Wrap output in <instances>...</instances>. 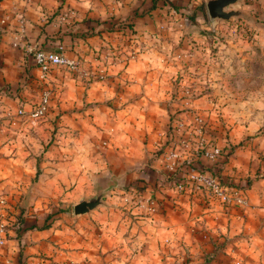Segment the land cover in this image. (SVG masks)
I'll list each match as a JSON object with an SVG mask.
<instances>
[{"label":"crops","instance_id":"0c3cea01","mask_svg":"<svg viewBox=\"0 0 264 264\" xmlns=\"http://www.w3.org/2000/svg\"><path fill=\"white\" fill-rule=\"evenodd\" d=\"M175 1L0 0V113L18 102L29 108L44 90H50L48 113L40 119L68 129L83 128V121L104 152L101 162L111 164H105L104 173L126 178L133 171L132 177L148 183L143 197L156 205L132 222L131 233L127 231L131 218L118 205H111L109 195L107 206L89 215L50 219V225L41 228L43 217L30 219L27 210L24 220L16 221L15 206L0 205V264H126L124 257L128 254L129 259L136 247V264H146L144 259L149 264L182 261L189 258V229L201 230L204 240L199 241L206 243L192 247L199 252L196 257L207 251L205 246L213 249L215 242L216 264H264V173L248 183L255 153L237 145L250 127L235 126L231 135L228 125L214 117L213 97L177 101L170 95L175 65L180 62L174 60L177 43L170 25L172 17L178 16L170 8ZM185 1L197 3L181 0L182 4ZM36 49L61 50L79 60L88 74L81 76L61 66L42 78L33 56ZM56 115L63 122H55ZM195 115L206 124L199 125ZM175 116L185 121L184 138L227 147L221 174L243 186L246 205L225 206L208 197L205 189L180 191L166 180V161L157 151L166 140L172 138L174 143L168 125ZM20 117L23 121L17 128L22 139L11 138L6 147L10 162L19 163L24 178L31 179L41 175L38 171L45 164H59L63 153H57L71 151L72 145L56 138L43 149L32 133V119ZM18 146L21 155L16 157L13 151ZM193 151V147L184 151L176 163L190 159ZM207 162L199 157V164ZM187 165L186 174L191 172ZM138 205H143V198Z\"/></svg>","mask_w":264,"mask_h":264},{"label":"rangeland","instance_id":"374dc122","mask_svg":"<svg viewBox=\"0 0 264 264\" xmlns=\"http://www.w3.org/2000/svg\"><path fill=\"white\" fill-rule=\"evenodd\" d=\"M185 3L182 4L181 0L170 3V8L177 11L176 15H178L172 17L170 25L174 28L173 39L176 38L174 42L177 43L174 47L177 52L174 60L180 61L179 65H175L170 95L177 101L183 98L196 100L204 95L208 98L213 97L217 111L214 117L224 127L228 125L226 130L231 135L235 133V130L232 131L235 126L245 124L250 127L248 130L250 133L243 135L237 144L239 148L249 149L255 153L249 162L252 173L249 183L253 179L260 178L262 176L260 174L264 173V0H242L231 8L242 10L246 17L216 21L209 20L204 0H197V3L185 1ZM200 3L204 5L205 16L198 8ZM194 12L197 16L192 21L189 16ZM186 43L189 47H185ZM180 50L186 52H178ZM80 70L87 69L80 63ZM50 100L51 94L49 102ZM29 108L18 102L15 107L7 106L2 112L4 114L0 113V200L4 201L0 202V205H14L19 212L13 215L16 221L22 222L27 210L31 212L30 219H37L38 215L43 217L40 219L41 228L50 225L47 223L50 219H70L73 217L72 205L78 199L89 197L116 180L108 178L104 173L108 168L105 164H111H107L106 161L102 163L104 152L101 146L94 142L88 129L84 128L83 121L81 122L83 128L68 129L63 124L60 126L47 124L50 119L45 118L31 120L34 122L32 133L40 139L42 148H47L57 138L65 145L70 143L71 151L63 149L62 152L57 153L60 156L63 153L62 158L57 161L60 163L45 164V168L38 171L41 175L36 173L31 179L24 178L23 174L26 172L20 168L21 165L10 162V152L6 143L11 138L22 137L20 134L22 131L18 130L17 125L23 121V117H20L22 115L18 113V109ZM176 112L178 110L174 113ZM199 118V115H195V120L198 121ZM176 119L175 116L168 125L173 134L175 130L172 123L179 120ZM54 120L58 123L63 122L60 115H56ZM182 121L185 123L184 120ZM201 122V126L206 124L203 120ZM228 136L229 134L226 133L223 138L226 140ZM225 140L222 142L225 143ZM13 152L19 157L20 146ZM178 152L185 154L184 150ZM227 152L229 151L225 153ZM147 164L148 161L144 166H148ZM137 169L143 171L144 168ZM132 174L133 171L121 180V185L111 189L108 194L109 199L107 196L104 198V200L108 199L111 205H118L123 209L124 214L131 218L130 226L127 228L129 233L132 222H135L138 216H146V213L151 212L156 206L143 197L145 189L141 187L144 179L140 176L132 177ZM37 183H40L41 187H38ZM141 197L143 205H138V200H142ZM119 202L123 205L117 204ZM98 209H101V206ZM194 230H188L189 258L184 257L182 261L167 259L166 263L168 261V264H200L203 261L204 254L196 257L199 252L192 251L193 246L196 247L202 239L204 240L200 235L201 230ZM201 244L206 245L205 242ZM137 249L138 247L129 259H127L128 254L124 257L126 264H136L133 256ZM205 249L209 252L212 248L209 245L205 246ZM163 260L161 261L165 262ZM141 261H147L146 264L151 262L148 259ZM161 261L157 264H162ZM215 262L213 259L211 264H216Z\"/></svg>","mask_w":264,"mask_h":264},{"label":"built area","instance_id":"2783aa9c","mask_svg":"<svg viewBox=\"0 0 264 264\" xmlns=\"http://www.w3.org/2000/svg\"><path fill=\"white\" fill-rule=\"evenodd\" d=\"M33 56L42 78H45L53 68L61 66L82 76L88 74L87 71L80 70L79 60L68 58L61 50L45 51L42 49H36L33 52ZM50 94V90H44L41 93L39 101L28 112H25L23 109H18V113L21 115H27V117L31 119H38L44 116L48 108ZM198 122L199 125H201L202 122L200 119H198ZM184 126L185 123L182 120H177L173 125V130H175L173 139L174 143H172V149H170L164 157L166 161V171L169 172L174 169L177 160H179L182 155L178 152L180 149L186 151L190 147L194 148L193 153H191V158H185L183 160L195 168L200 167V156H204L208 159V162L213 163L224 155L226 152V146H207L204 144L202 138L195 141L184 138ZM198 131L201 133L200 129ZM187 181L190 183L191 188L205 189L208 197L217 200L222 205L228 206L234 204L238 207L246 205V198L243 195L242 188L226 184L213 172L200 171L198 169L191 168V172L187 174ZM175 187L176 189L182 191L181 182H177ZM0 202L3 203L4 201L0 200Z\"/></svg>","mask_w":264,"mask_h":264},{"label":"water","instance_id":"95a60500","mask_svg":"<svg viewBox=\"0 0 264 264\" xmlns=\"http://www.w3.org/2000/svg\"><path fill=\"white\" fill-rule=\"evenodd\" d=\"M241 2L242 0H204L206 13L210 21L246 17V14L242 10L231 8ZM106 176L116 181L109 183L106 188L99 189V191L89 197H81L78 199V201L72 205V214L74 217L85 214L89 215L98 207L106 205L104 198L108 196L111 189L122 184L121 180L124 179L125 174L116 175L113 173Z\"/></svg>","mask_w":264,"mask_h":264},{"label":"trees","instance_id":"16d2710c","mask_svg":"<svg viewBox=\"0 0 264 264\" xmlns=\"http://www.w3.org/2000/svg\"><path fill=\"white\" fill-rule=\"evenodd\" d=\"M200 10L203 11V14L204 16L206 15L205 14V11H204V5L203 3H200L199 7H198ZM197 13L194 12L192 13V15L189 16L190 20H195L196 18V15ZM172 149V142H171V139L169 140H166L164 142V144L160 147L159 151H157V154L158 155H162L163 158L166 156L167 152ZM229 152L227 153H224V155H227ZM224 155L220 158H218L215 162L213 163H210V162H207V163H200V167H193L191 166V168H194V169H198L200 171H210V172H213L215 175H217L223 182H225L226 184L228 185H231V186H236V187H239V188H243V186L237 184V183H233L230 179H228L227 177L223 176V174H221V170H222V167L221 165L226 162V158H224ZM187 165V163L185 161L181 162V163H176L174 169L172 171H166V174H167V177H166V180L167 181H171L170 184H172V186L175 187L176 183L177 182H181L182 184V191H187L188 189L187 188H191L190 187V183L187 181V177H186V172H187V167L185 166ZM228 179V181H227ZM143 181V186L141 188L145 189L146 186H147V181L145 180H142ZM206 250V249H205ZM217 246H216V243L214 242L213 243V249L211 251H205L204 253V258H203V261L200 263V264H211V261L216 257L217 255Z\"/></svg>","mask_w":264,"mask_h":264}]
</instances>
